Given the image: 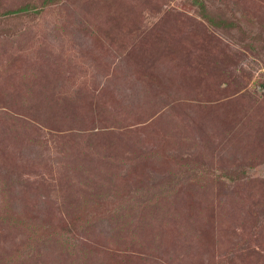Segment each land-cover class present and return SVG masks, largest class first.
<instances>
[{
	"label": "rangeland",
	"instance_id": "obj_1",
	"mask_svg": "<svg viewBox=\"0 0 264 264\" xmlns=\"http://www.w3.org/2000/svg\"><path fill=\"white\" fill-rule=\"evenodd\" d=\"M0 264H264V0L0 19Z\"/></svg>",
	"mask_w": 264,
	"mask_h": 264
},
{
	"label": "trees",
	"instance_id": "obj_2",
	"mask_svg": "<svg viewBox=\"0 0 264 264\" xmlns=\"http://www.w3.org/2000/svg\"><path fill=\"white\" fill-rule=\"evenodd\" d=\"M55 1H59V0H42L39 7L33 4H26L21 7L19 6L15 9L0 11V19L8 20L21 15L24 16L36 15V14L39 15L47 7L54 6ZM0 6H1V0H0Z\"/></svg>",
	"mask_w": 264,
	"mask_h": 264
}]
</instances>
